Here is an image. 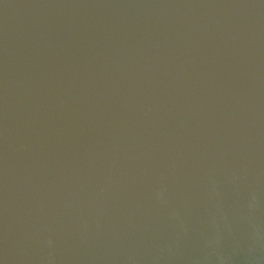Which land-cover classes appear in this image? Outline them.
Here are the masks:
<instances>
[{
	"label": "water",
	"instance_id": "water-1",
	"mask_svg": "<svg viewBox=\"0 0 264 264\" xmlns=\"http://www.w3.org/2000/svg\"><path fill=\"white\" fill-rule=\"evenodd\" d=\"M0 264H264V0H0Z\"/></svg>",
	"mask_w": 264,
	"mask_h": 264
}]
</instances>
